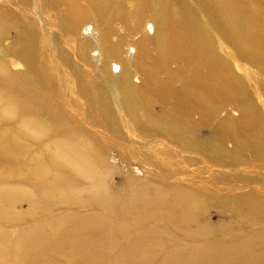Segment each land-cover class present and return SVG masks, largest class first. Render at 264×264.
<instances>
[{
  "label": "rangeland",
  "instance_id": "rangeland-1",
  "mask_svg": "<svg viewBox=\"0 0 264 264\" xmlns=\"http://www.w3.org/2000/svg\"><path fill=\"white\" fill-rule=\"evenodd\" d=\"M84 1L0 0V264H264V0H230V44L200 0L168 7L217 42L227 95L148 0Z\"/></svg>",
  "mask_w": 264,
  "mask_h": 264
},
{
  "label": "bare ground",
  "instance_id": "bare-ground-1",
  "mask_svg": "<svg viewBox=\"0 0 264 264\" xmlns=\"http://www.w3.org/2000/svg\"><path fill=\"white\" fill-rule=\"evenodd\" d=\"M78 1H80V0H66L65 3L67 4L66 8L68 9V11L72 12L74 14V15L69 16V17L74 18L78 21H81V20H84L85 11L83 8H81L79 6L78 3H80V2H78ZM82 1L85 2L84 0H82ZM88 1L90 2V0H88ZM153 1L154 0H148V5L157 6V7L155 9H150V11L152 13L150 14L151 16H149V18L153 17L156 19L157 17H154L153 15L158 13V14H160V18H159L158 23H160V20H161L162 24L166 25L168 22L173 23V21H177L182 28H185V29L187 28V30L190 31V33L187 31V35L193 37L192 47L195 49V55H196L197 59L199 60L203 55H206L207 59H211V60L215 61L211 65V69H212L211 73H212V77L215 81H216V76L218 74L225 76L229 71V67L226 64V58L224 60L222 58H219V56L217 55L218 52L214 49L217 42L211 37L210 33L201 29V24H200V21L197 18V16L193 15L192 12L188 11L186 8H183L179 14H177V13L174 14L175 12H171L168 9V7L172 6V3L177 4L174 0H165V2H162V0H157L156 3H153ZM108 2H109V0H91L90 3H93L92 6H95V8H97L101 11H103V10L105 11V9H107ZM199 5L203 9L204 15L206 17V21L214 29H215V27H217L218 34L222 39L220 37L219 38L222 40L223 43H226L225 41L228 40L229 44H230V38H229L230 34L228 32L223 31L222 29L227 28L228 26H230V27L236 26L237 24L240 26L245 25L246 28L248 27L247 25H249V26L251 25V23H250L251 20L248 19L246 16H244L243 13L240 11V8L237 7V4L235 5L230 0H200ZM145 19H146V16L141 12L140 8H136V9L132 10L131 12H128L127 17H124L122 20L127 22V23H129V21H132L133 23H136L138 26H140L142 21ZM70 26H72V25L70 24ZM146 26H147L146 28L149 31L153 30L154 26H153L152 22L151 23L149 22L148 24H146ZM252 27H253V25H252ZM248 28H250V27H248ZM221 34H223L225 36L226 40L224 39V36H222ZM182 35L185 36L186 33L182 32ZM246 35L248 36V37H246L247 39L241 38V39L236 40L237 45L233 44L234 45L233 49L237 52H241L242 55L246 54L247 52H251V51L258 53L257 49L260 48L261 43L259 40L260 37H259V34L257 33V30L256 29L254 30V28L250 29L249 33H246ZM258 37H259V39H258ZM256 39L259 40V42L258 41L256 42ZM167 42H169V41L166 39L165 45H167ZM229 53H231V52H229ZM262 53L263 52H261V54ZM130 57H131V55H130ZM32 68L34 69V64L31 65V69ZM113 69L118 70L119 68L117 67V65H114ZM168 72H169V69L166 71V74H168ZM234 73L236 74V72H234V70H233V74ZM225 79L227 81H229V84H227L226 82H224V84L223 83H221V84L215 83L216 84L215 88L217 89V91H219L223 95H227L230 93V91H233V88H232L233 81L230 78H228L227 76H225ZM215 88L213 87V89H215ZM124 96H125V93H124ZM123 99H125V97H123ZM128 99H130L129 94H128ZM201 101L205 102V100L202 99L201 97H199V98H197L195 96L191 97V102H193L194 104H198V102H201ZM106 108L108 109L107 111L110 110L107 106H106ZM236 148H237V146H236ZM20 252H22V251H20Z\"/></svg>",
  "mask_w": 264,
  "mask_h": 264
}]
</instances>
